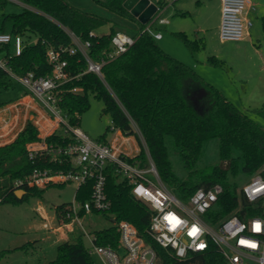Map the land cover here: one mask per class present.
I'll return each mask as SVG.
<instances>
[{"label":"trees","instance_id":"obj_1","mask_svg":"<svg viewBox=\"0 0 264 264\" xmlns=\"http://www.w3.org/2000/svg\"><path fill=\"white\" fill-rule=\"evenodd\" d=\"M97 1L119 17L138 23L139 28L134 33L136 41L128 51L104 65L103 79L92 72L84 73L87 63L80 54L66 56L72 74L84 73L65 86L60 103L70 122L79 124L82 113L89 107V94L92 93L103 101V112L110 114L114 127L124 136L137 138L141 151L127 159L142 167L148 165L143 138L161 179L179 198L188 200L197 189H208L218 183L222 185L223 192L214 210L216 219L232 214L240 204L248 206L233 178L242 171L249 180L264 168V128L191 66L166 52L151 34L143 32L146 24L124 7L125 0ZM4 2L0 0V5ZM28 4L32 9L27 8L9 17L13 19L11 33L23 36L26 43L21 55L8 57L10 67L19 75L29 71L38 76L51 73L52 66L41 40L70 45L71 40L60 24L88 38L91 30L109 22L107 17L87 12L67 0H28ZM165 4L161 1L160 8ZM262 25L264 28V16ZM0 31H8L6 23ZM117 31L113 24L109 33L92 39L91 56L94 59H100L104 51L111 50V39ZM32 35L39 40L29 45ZM179 36L192 51L199 47L198 40H192L182 32ZM4 51L7 54L12 52L10 44L0 46V53ZM209 62L215 66L224 64L216 57H210ZM14 85V81L1 71L0 89L8 91ZM75 87L82 88L83 92H71ZM197 88L207 91L202 111H198L188 98ZM18 95L17 99H20L30 93L22 88ZM64 139V136L54 134L46 141L49 144L62 143ZM213 139H218L219 155L225 166L201 164L203 145ZM40 140L39 129L29 121L12 142L0 145V206L24 202L30 195L43 197L49 187L22 186L26 193L22 198L16 195L15 181L31 174L35 167L70 168L69 165L51 163L49 155L30 159L27 145ZM97 140L107 142L106 135ZM174 158L179 159L188 171L186 177L177 174ZM106 174V191L111 207L108 211L96 213L112 218L114 225L95 233L98 244L117 246L119 232L115 223L126 220L134 224L139 234L157 251L161 264H220L222 257L215 250L207 259L204 255H195L187 261H179L167 253L148 233L153 211L133 195L131 184L120 178L115 165L109 164ZM92 190L93 181L89 180L78 188L77 199L85 202L91 198ZM67 208L68 204L56 208V216L61 223ZM7 252L9 250L0 252V260ZM47 264H94V259L81 234L73 240L61 242L57 257Z\"/></svg>","mask_w":264,"mask_h":264},{"label":"built area","instance_id":"obj_2","mask_svg":"<svg viewBox=\"0 0 264 264\" xmlns=\"http://www.w3.org/2000/svg\"><path fill=\"white\" fill-rule=\"evenodd\" d=\"M166 4L174 0H162ZM221 22L219 38L221 42L240 41L248 34L252 22L247 17L251 6L250 0H220ZM146 24L143 32L151 34L155 39H161L163 34L154 30V24H164L168 21L160 19L158 12ZM71 40L70 45H56L51 40L42 39L46 56L52 66L51 73L38 76L34 71L19 75L9 65V58L19 56L26 43L21 35H13L10 31H0V46L11 44L15 48L7 54L0 53V72L3 71L13 81H17L23 90L37 103L41 116L34 123L41 130L40 120L48 123L46 136L40 134L41 140L29 143L27 150L29 158L50 156V162L59 165H69L68 169H54L53 167H35L31 174L18 179L14 185L17 189L22 186L40 189L52 185L77 183L78 188L89 180L93 181L91 198L81 202L75 197L68 204L62 223L58 228L72 229L74 223L82 224L87 214L108 211L111 201L106 191L109 164L116 167V172L122 179H127L132 186L133 195L144 202L153 211L149 235L179 261H187L195 255H204L207 259L212 251H217L222 261L220 264H264V168L243 186L242 193L248 206L239 205L235 211L221 219H216L215 209L219 196L223 192L221 184L197 189L188 200H182L163 182L142 138L148 165L142 167L130 162L127 158L134 157L132 152L122 149L112 141L99 142L92 139L78 125L70 122L60 105L65 86L74 78L84 73L92 72L103 79L102 69L105 64L113 61L135 43L134 35L125 31H117L111 39V50L104 51L100 59L91 56L92 39L100 35L95 31L89 32L88 38L76 33L71 28L60 24ZM30 40L28 44H34ZM80 54L87 63L84 73L74 75L69 69L67 55ZM9 57V58H8ZM70 90V89H68ZM71 92L81 93L83 89L75 87ZM114 140L118 138V129ZM65 137L62 143L46 141L50 135ZM127 138L124 143L139 145L137 138ZM119 141V140H117ZM137 141V142H136ZM137 143V144H136ZM141 147L139 145V152ZM77 188V190H78ZM59 221V220H57ZM119 232L117 246L100 245L95 234L86 233L91 245L88 247L92 255H97L103 264H161V257L157 251L139 234L137 227L129 221L122 220L115 223Z\"/></svg>","mask_w":264,"mask_h":264},{"label":"rangeland","instance_id":"obj_3","mask_svg":"<svg viewBox=\"0 0 264 264\" xmlns=\"http://www.w3.org/2000/svg\"><path fill=\"white\" fill-rule=\"evenodd\" d=\"M0 5V28L6 23L11 32L13 15L22 13L32 7L28 0H4ZM73 6L90 13L99 14L109 19V22L96 29L98 34L110 31L113 22L116 29H126L121 24V17L97 0H67ZM160 4L161 0H151ZM256 11L251 16L253 26L250 28L251 37L246 36L239 42H221L219 24L221 17L220 0H175L161 9L160 19H166L167 25L159 24L157 20L154 30L163 34V39L157 43L169 54L193 66L209 82L218 87L224 95L239 109L248 114L264 128V30L261 17L264 15V0H253ZM251 21V22H252ZM130 34L135 33L126 29ZM186 33L190 39L198 40V48L192 51L187 43L179 36ZM32 41L37 40L32 35ZM259 43L263 50L258 51ZM14 50V41L10 44ZM210 56L226 63V67L213 66L209 63ZM14 88L0 89V145L10 143L29 121L35 123L41 116L37 103L30 97L18 98L21 85L14 81ZM89 107L80 117L78 126L92 139L106 135L108 141L114 140L116 131L112 117L103 112L104 103L89 94ZM40 134L46 136L48 123L40 120ZM43 125V127H42ZM136 138V137H135ZM120 141L116 143L119 145ZM122 149L133 152L135 146L123 143ZM135 152V151H134ZM175 170L181 177H186L188 171L182 162L174 158ZM202 165H221L226 163L219 155L218 139L207 140L203 145ZM239 190L249 181L241 171L233 178ZM169 187V186H168ZM78 185L69 182L64 185H53L46 189L43 197L30 195L21 203H5L0 206V252L9 250L0 260V264H47L58 254V245L66 240H73L78 235L84 236L86 246L91 242L86 233L95 234L99 230L114 225L112 218L102 213L87 214L82 224L76 222L72 229L58 228L56 208L58 205L73 202ZM170 188V187H169ZM173 193L178 194L170 188ZM179 197V196H178ZM61 223V222H60ZM94 264H103L99 256L93 255Z\"/></svg>","mask_w":264,"mask_h":264},{"label":"water","instance_id":"obj_4","mask_svg":"<svg viewBox=\"0 0 264 264\" xmlns=\"http://www.w3.org/2000/svg\"><path fill=\"white\" fill-rule=\"evenodd\" d=\"M123 5L143 24L148 23L158 10V6L151 0H125ZM206 96L207 91L204 88H197L191 91L188 98L198 111H202L204 108L202 101ZM25 193L24 189L16 190L19 198H22Z\"/></svg>","mask_w":264,"mask_h":264},{"label":"crops","instance_id":"obj_5","mask_svg":"<svg viewBox=\"0 0 264 264\" xmlns=\"http://www.w3.org/2000/svg\"><path fill=\"white\" fill-rule=\"evenodd\" d=\"M162 1V0H161ZM175 1V0H174ZM173 1V2H174ZM251 1V6L249 7V9H248V12H247V17H248V19H250L251 20V16L254 14V12L256 11V7H255V2L253 1V0H250ZM157 6H160V4H156ZM168 4H165L164 6H163V8L165 7V6H167ZM220 5H221V1H220ZM163 8H161V9H163ZM160 12H158L157 14H159ZM156 14V13H155ZM154 14V15H155ZM264 16V15H263ZM262 16V17H263ZM262 17H261V20H262ZM120 18V17H119ZM221 18V17H220ZM121 21H115V22H122L121 24H124L125 23V27H126V29L128 28V29H131L132 31H135V32H137V29L139 28V25H138V23H136V22H133V21H130V20H128V19H124V18H121L120 19ZM252 21V20H251ZM220 22H221V19H220ZM113 24H114V22H113ZM147 24V23H146ZM156 24V23H155ZM155 24H154V26H155ZM159 24H161V23H159ZM168 24V22L167 23H164V24H161V25H167ZM253 26V21H252V24H251V26L248 28V34L246 35V36H248V37H251L252 36V33L250 32V28ZM263 26V25H262ZM219 27H220V24H219ZM153 28H155V27H153ZM126 29H118V31H125V32H127L126 31ZM110 30H111V28H110ZM263 30H264V28H263ZM96 31V30H95ZM97 32V31H96ZM110 32V31H109ZM108 32V33H109ZM160 32V31H159ZM128 33V32H127ZM180 33V32H179ZM182 33H184V32H182ZM105 34H107V33H105ZM186 34V33H185ZM99 35H103V34H99ZM131 35H133V34H131ZM245 36V37H246ZM189 37V36H188ZM164 37L162 36V38L161 39H163ZM161 39H158V40H161ZM245 39V38H244ZM243 39V40H244ZM229 42H239V41H229ZM262 44L263 43H259V47H261L260 49H258V51L259 52H261L262 50H263V47H262ZM264 52V51H263ZM210 57H213V56H210ZM209 57V58H210ZM209 58H208V61H209ZM263 59H264V57H263ZM224 62V61H223ZM210 63V62H209ZM211 64V63H210ZM211 65H213V64H211ZM190 66V65H189ZM213 66H215V65H213ZM206 82H208V83H210V84H212L211 82H209L208 80H206V78L204 77V76H202L193 66H191ZM220 67H226V63L224 62V64H223V66H220ZM213 86H215L214 84H212ZM216 87V86H215ZM216 88H218V87H216ZM219 89V88H218ZM220 90V89H219ZM221 91V90H220ZM222 92V91H221ZM223 93V92H222ZM224 94V93H223ZM27 97V96H26ZM29 97V96H28ZM31 98V97H30ZM119 133V135H118V138L116 139V140H113L112 142H113V144L114 145H116V143L118 142L117 140H119L120 141V144L121 143H124V141H126V139H123V138H127L126 136H124L123 135V133L119 130L118 131ZM17 135L18 134H16V136H15V138L17 137ZM14 138V139H15ZM129 138H133L134 140H136L133 136H129ZM13 139V140H14ZM137 142V141H136ZM119 144V145H120ZM137 144V143H136ZM118 145V146H119ZM134 146H135V152L133 151L132 152V155H136V154H138V152H139V145L137 144V145H135V143H134Z\"/></svg>","mask_w":264,"mask_h":264},{"label":"bare ground","instance_id":"obj_6","mask_svg":"<svg viewBox=\"0 0 264 264\" xmlns=\"http://www.w3.org/2000/svg\"><path fill=\"white\" fill-rule=\"evenodd\" d=\"M27 97H28V96H27ZM27 97H26V98H27ZM42 127H43V125H42Z\"/></svg>","mask_w":264,"mask_h":264}]
</instances>
